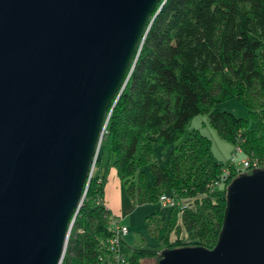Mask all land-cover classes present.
Listing matches in <instances>:
<instances>
[{"label": "water", "instance_id": "95a60500", "mask_svg": "<svg viewBox=\"0 0 264 264\" xmlns=\"http://www.w3.org/2000/svg\"><path fill=\"white\" fill-rule=\"evenodd\" d=\"M162 0H0V264H62L109 107ZM214 248L159 264H264V169L227 188Z\"/></svg>", "mask_w": 264, "mask_h": 264}, {"label": "trees", "instance_id": "16d2710c", "mask_svg": "<svg viewBox=\"0 0 264 264\" xmlns=\"http://www.w3.org/2000/svg\"><path fill=\"white\" fill-rule=\"evenodd\" d=\"M155 15L124 90L110 104L100 153L114 155L116 175L135 204L155 205L167 191L191 200L182 220L189 242L165 240L167 249H212L224 221L226 186L238 177L235 169L229 167L233 173L225 175L229 164L214 160L212 141L197 130L168 161L157 160L156 150L176 145L194 117L208 115L221 138L264 160V0H162ZM232 99L249 109L247 119L217 108ZM101 169L98 157L62 264H108L111 259L106 248L113 218L103 203L108 171ZM189 169L195 173L187 178L183 172ZM219 181L227 184L224 192L209 188ZM180 212L170 211L172 228ZM159 215L160 210L148 222ZM175 232L180 236L179 226ZM124 254L127 264H159L161 259L154 249Z\"/></svg>", "mask_w": 264, "mask_h": 264}, {"label": "rangeland", "instance_id": "374dc122", "mask_svg": "<svg viewBox=\"0 0 264 264\" xmlns=\"http://www.w3.org/2000/svg\"><path fill=\"white\" fill-rule=\"evenodd\" d=\"M217 108L221 111L232 113L237 118L247 119L249 117V109L237 99H232L230 101L220 103ZM194 130L201 132L204 136H206L212 141V155L215 161L219 163L230 164L232 158L236 156L238 157V162L242 160H251L253 162H258L257 165L259 166V168L264 169V160H257L253 157L245 155L239 145L238 148H240L241 151L237 152L234 144L221 138L217 131L211 126L208 115H199L194 117L191 120L187 129L185 130L183 137L180 139V141H178V143H176V145L169 146L166 149L158 147L156 150L157 160L165 162L170 160L171 157L177 155L176 147L183 144L189 137L190 133ZM99 157L102 163L103 174L106 170L108 171L104 183V189L105 186L108 185L106 199L109 198V204L110 206H112L110 207L112 209V218L114 221L120 222L121 224H123L124 222L128 224L130 237L134 240L131 251H124L125 248L124 246H122V253H130L134 249L141 248L154 249L161 253L164 249H167V244H165V240L169 243H172L173 241H179L178 239L182 240L183 242H189V233H187L186 229L183 228V212H180L178 214L177 223L174 225L175 227L172 228L173 226L171 225V222L168 221V219L170 217V211L173 209L167 208L161 211L159 209L161 207L160 198L157 204L155 205L135 204L129 197L127 186L123 182H121L116 175V171L113 166L115 160L114 155H109L108 152H101ZM145 170L149 175V184L151 185L153 183V176L149 172V168H146ZM223 170L225 175L227 174L228 176L231 174V172L233 173V171L228 168L227 170ZM192 171L193 169H189L183 172V174H185L188 178L191 177L190 175H192V173H195V171ZM224 182L219 181L212 183L209 188L213 191L217 190L220 192H224L223 188L227 185L225 184L224 186ZM230 184L226 186V194L227 188ZM167 192L172 193L171 191ZM169 193L167 194L168 196H170ZM163 195L165 194H162L160 197H162ZM180 200H182L185 204L193 206L191 204L192 202L190 199L182 198ZM158 210H160L161 215H159L156 220L150 221L149 223V217L156 213ZM178 226L181 232L180 236L177 237L175 231L176 229H178ZM167 236H169V238H167ZM125 259L126 262L121 264H127L126 255Z\"/></svg>", "mask_w": 264, "mask_h": 264}, {"label": "built area", "instance_id": "2783aa9c", "mask_svg": "<svg viewBox=\"0 0 264 264\" xmlns=\"http://www.w3.org/2000/svg\"><path fill=\"white\" fill-rule=\"evenodd\" d=\"M107 133L106 129L104 131V134ZM104 136V135H103ZM101 148V146H100ZM100 148L99 151L96 155V158L94 160V164L92 167V171L90 174V182L95 174L96 171V163L99 157V153H100ZM237 152H240V148H236ZM238 157H233L231 160V163L228 165V167L225 168V170H227V168L232 167L235 169L236 174L239 176L242 173H251L253 170L255 169H261L259 168V166L257 165L258 162H253L251 160H242L240 162L237 161ZM227 172V171H226ZM160 210L163 211L165 209H180L181 212H185L189 209V205L185 204L182 200L180 199H176L172 196H168L167 194L163 195L162 197H160ZM112 233V237L109 239V241L107 242V250L109 251L110 255H111V259L108 260V264H121V263H125L126 259H125V255L124 253H122V249L121 247L123 246V241L125 239V237H127L129 235V228L126 225L121 224L120 222L117 221H112L110 223V229H109Z\"/></svg>", "mask_w": 264, "mask_h": 264}, {"label": "crops", "instance_id": "0c3cea01", "mask_svg": "<svg viewBox=\"0 0 264 264\" xmlns=\"http://www.w3.org/2000/svg\"><path fill=\"white\" fill-rule=\"evenodd\" d=\"M102 170V169H101ZM108 186V185H107ZM107 186H105V195H104V198H103V203H104V205L107 207V209H109L111 212H112V209L110 208V207H112V206H110V204H109V198H107L106 199V194H107ZM107 203H108V205H107ZM123 225H126V226H128L129 227V225L128 224H126L125 222L123 223ZM133 243H134V240H133V238H131L130 237V233H129V235L127 236V237H125V239H124V241H123V246H124V248H125V250L124 251H131V249H132V247H133Z\"/></svg>", "mask_w": 264, "mask_h": 264}]
</instances>
